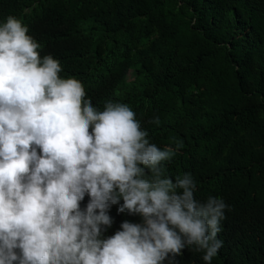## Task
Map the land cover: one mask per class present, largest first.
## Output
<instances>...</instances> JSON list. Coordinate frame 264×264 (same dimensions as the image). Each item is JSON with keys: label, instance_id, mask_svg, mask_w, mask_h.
Listing matches in <instances>:
<instances>
[{"label": "trees", "instance_id": "obj_1", "mask_svg": "<svg viewBox=\"0 0 264 264\" xmlns=\"http://www.w3.org/2000/svg\"><path fill=\"white\" fill-rule=\"evenodd\" d=\"M9 15L95 107L124 100L150 142H182L168 173L191 172L197 199L230 206L212 264H264V0H0V22ZM110 215L106 236L141 219Z\"/></svg>", "mask_w": 264, "mask_h": 264}, {"label": "clouds", "instance_id": "obj_2", "mask_svg": "<svg viewBox=\"0 0 264 264\" xmlns=\"http://www.w3.org/2000/svg\"><path fill=\"white\" fill-rule=\"evenodd\" d=\"M28 33L0 22V264H180L185 250L212 264L230 206L197 199L191 172L169 175L182 142H150L124 100L95 107ZM112 208L140 222L106 236Z\"/></svg>", "mask_w": 264, "mask_h": 264}, {"label": "rangeland", "instance_id": "obj_3", "mask_svg": "<svg viewBox=\"0 0 264 264\" xmlns=\"http://www.w3.org/2000/svg\"><path fill=\"white\" fill-rule=\"evenodd\" d=\"M130 76V75H129Z\"/></svg>", "mask_w": 264, "mask_h": 264}]
</instances>
